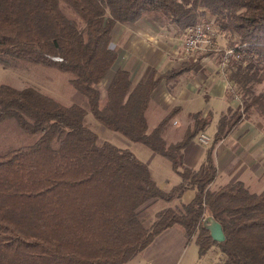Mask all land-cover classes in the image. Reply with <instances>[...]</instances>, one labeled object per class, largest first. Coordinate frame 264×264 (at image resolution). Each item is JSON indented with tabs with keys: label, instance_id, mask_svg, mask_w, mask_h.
Listing matches in <instances>:
<instances>
[{
	"label": "trees",
	"instance_id": "trees-1",
	"mask_svg": "<svg viewBox=\"0 0 264 264\" xmlns=\"http://www.w3.org/2000/svg\"><path fill=\"white\" fill-rule=\"evenodd\" d=\"M150 11L184 31L211 15L232 37L228 79L242 91L240 110L264 119V89L254 91L264 77V0H0V63L70 74L101 125L168 158L182 179L161 188L133 151L100 139L83 105L35 87L1 84L0 123L13 120L39 137L0 154V264H123L176 225L188 240L196 238L202 256L217 245V264H264V189L240 179L210 186L218 174L214 147L237 120L221 117L198 169L185 164L184 149L209 124L201 112L194 130L175 143L165 134L177 108L149 125L159 86L193 70L201 58L163 73L153 67L135 82L112 47L119 24L140 21ZM188 189L196 192L190 202L165 207L152 219L153 203L172 202ZM208 215L222 224L225 240L215 241L204 227Z\"/></svg>",
	"mask_w": 264,
	"mask_h": 264
},
{
	"label": "crops",
	"instance_id": "crops-1",
	"mask_svg": "<svg viewBox=\"0 0 264 264\" xmlns=\"http://www.w3.org/2000/svg\"><path fill=\"white\" fill-rule=\"evenodd\" d=\"M145 19L146 17L144 16L135 23L119 24L114 31L113 45L118 50V59L123 66H126L131 71L135 82L144 80L149 70L153 67L163 73L179 66L182 62H194L184 52V30L176 27L164 29L161 26L162 28L160 27L158 33L153 29L142 27L146 25ZM157 25L159 26V24ZM151 38H157L158 40L153 43L150 40ZM165 56H168V59L164 58ZM217 57V53H210L204 56L199 54L201 59L193 70L184 72L176 79L163 82L159 86L152 101L155 106L154 112L159 118L158 123L161 120V116L165 117L173 108H177L178 112L175 115L172 127H178L183 123H185V128L190 127L189 125L194 123V120L192 124L191 121L189 123V119L193 118L192 113L195 114L202 110V116L205 117L204 105L202 109L194 110V108L198 106L197 102L206 99L205 106L207 111L216 112V118L218 117V120L214 121V131L210 134L214 137L218 130L220 117L225 114L232 115L235 112L232 109H228V100L235 105L234 109H241V95L238 96V93H231L232 96L227 94L229 87L231 88V82L223 74L222 61L216 60ZM169 60H172L173 64L169 66L170 69L164 70ZM240 112L236 125L214 147V160L218 170L217 176L220 177L222 175L221 177L224 181L221 185L235 178L243 180L251 189L256 188L261 191L264 189V121L255 115V112L248 115H245L242 110ZM103 129L105 131V128ZM170 129L165 134L166 141L167 134L171 131ZM207 151L208 147L200 144L197 139L196 141L192 140L184 149L185 164L195 169L199 168L206 159ZM154 159L151 156L149 162L146 163L148 165L152 164ZM162 167L165 170L167 169L163 164ZM150 168L154 177H156L157 171H154L152 167ZM170 173L175 175L173 182ZM159 174L161 181L158 184L161 188L167 190L182 181L181 176L175 170L164 173L159 170ZM168 177L171 178V181ZM210 186L212 188V184ZM195 193V190L188 189L181 198L168 204L172 206L182 202L188 203L195 197ZM169 230L174 231L165 234V231ZM165 231L160 234L162 236L165 235L162 238V247L163 243L171 244L173 241L175 243L179 241L184 245L187 242L185 232L181 226L176 225ZM156 255H159V251ZM159 257L161 258L160 264H163L165 262L164 259L162 256Z\"/></svg>",
	"mask_w": 264,
	"mask_h": 264
},
{
	"label": "rangeland",
	"instance_id": "rangeland-1",
	"mask_svg": "<svg viewBox=\"0 0 264 264\" xmlns=\"http://www.w3.org/2000/svg\"><path fill=\"white\" fill-rule=\"evenodd\" d=\"M68 13L71 17L77 18L76 15L72 11L68 10ZM145 17H146L145 19L146 25L142 26L143 28H150L159 33V29L161 26L164 29H172L173 27L169 18L165 16L164 14H160L159 11H150L148 15H146ZM157 24H159V26ZM197 24H204L214 30L216 46H218L220 49L219 51L216 52L218 54V57L216 58V60L226 61V66H225L226 69L225 71H223V74L225 75V77H228L227 74L229 73L228 70L230 68L231 57L229 56L227 59H225L224 52L226 49L232 48L230 47V45L232 44V41H231L232 37L228 33L221 31L217 27L215 21L213 20V17L209 14H207L206 17L200 18ZM150 40L151 42L156 43V40L158 39L151 38ZM112 47H114L113 44H112ZM180 49L182 52L181 47ZM167 57L165 56L164 58H167ZM169 62L166 64V68L164 70L170 69L169 66L173 63H172V60H169ZM219 71L221 72L220 69ZM71 79H72V76L68 73H63L57 69L44 67L42 65H35V64L25 63V62H17V63H13L10 66H4L2 63H0V85L9 84L17 88H25V87L31 86V87L38 88L39 90L47 94L52 95L53 97H55L56 99L64 103H67V104L78 103V104L83 105L85 108H87V111H88V114L86 117L87 124L92 130H94L99 135L101 140H107L120 147L129 148L144 162H149V160L151 159V156L152 158H155L152 164L150 163L149 165L150 167L153 168L154 171H157V173L155 174L156 177L154 178L156 179V181H158V183L161 181V177L159 176L160 175L159 170H162L163 173L168 172V171L173 172L174 168H173L172 162L168 158L155 153L154 151H152L149 147H147L144 144L135 143L131 141L129 142L125 138L120 136L118 133L108 130L103 125H101L94 118L92 113L88 110L89 108H88L85 97L73 87ZM108 81H109L108 79H105L103 81V84H102L103 89L107 87ZM232 84L233 83H231V88L229 87L227 94L231 95V93L232 94L238 93V96H240L242 94V91L238 87ZM263 89H264V77L261 78L260 82L255 84L254 91L259 92ZM228 97L230 98V96ZM205 100L197 102L198 106L195 107L194 110L200 109V108L202 109L204 105L205 118H206V121H208V123L210 124H208L206 130L203 132L211 134L214 131L213 130V127L215 126L214 121L218 120V117L216 118V115H217L216 112L207 111V108L205 106L206 104ZM228 102H229L228 109L229 110L232 109L235 112L232 115H227V114L225 115L227 116L229 120L235 122L240 116L239 115L240 109L238 110L237 108L234 109L235 105L231 103L232 101L228 100ZM153 104L154 102L151 103L150 109L148 111V121L151 127L156 126L159 121L158 120L159 118L156 116V113L154 112L155 106ZM253 112H255L256 113L255 115L259 116L264 121V119L255 110H252V112L250 113H253ZM202 113L203 111L201 110V114ZM195 114L194 113L191 114L193 115V118H191L192 120L189 119V123L191 121V124H192L193 120L195 122ZM162 117L163 116L160 117L161 120L163 119ZM220 119L218 121V124L220 122ZM189 126L190 127L185 128L186 127L185 123H183L178 127H172V124H170L166 129V133H167L168 130L172 127L170 129L171 131L169 132V134H167V137H166L167 141L169 143H174V142L182 140L189 128H191L192 130H194L195 128L194 123L193 125H189ZM103 128H105V131H103L104 130ZM199 135L200 134L194 136L192 140L196 141L197 139L200 144H202L203 146L209 147L210 144H203L200 142ZM38 137L39 135L37 134L30 133V132L23 130L13 120L1 122L0 123V154L17 149L25 145H32L37 141ZM162 164L165 165V167L167 168L166 170L162 167ZM170 175L172 176V182H173L175 179V175L174 173H170ZM221 176L222 175H220V177L217 176L216 180H214V182L212 183V189H218L219 187L222 186L221 183L224 180ZM169 179L171 181V178ZM234 179L235 178H232L228 182H231ZM253 190L259 191L256 188ZM168 203L170 202H166L163 200L156 201L155 203H153L151 205L152 219H155L156 213L158 211L164 209L165 207L170 206V204ZM173 231L174 230L172 231L169 230V231H165L166 233L165 232L164 233L169 234ZM164 236L159 235L154 240V242L151 244L150 247L148 246L145 250L139 252L136 256H134L130 261L123 263V264H160L161 258L159 256H162V258L164 259L165 262H163V264H217V262L221 258V252L217 245L213 246L205 255L203 256L200 255L199 247H198V244L196 243V238L193 237L188 240L186 234L185 236H186L187 242L184 245H182L179 241L178 242L176 241V243L173 241L171 244L163 243V247H162L161 246L162 240H163L162 238ZM158 247H161V248H158ZM158 251H159V255H156Z\"/></svg>",
	"mask_w": 264,
	"mask_h": 264
},
{
	"label": "built area",
	"instance_id": "built-area-1",
	"mask_svg": "<svg viewBox=\"0 0 264 264\" xmlns=\"http://www.w3.org/2000/svg\"><path fill=\"white\" fill-rule=\"evenodd\" d=\"M183 48L184 52L188 54L194 61L199 59V54L204 56L209 55L210 53H216L220 50L219 47L216 46L214 30L204 24H195L185 31ZM232 54V48L226 49L224 52L225 59H227ZM56 59L61 60L59 57ZM225 66L226 61H222L223 71L226 69ZM199 140L203 144L211 145L213 142V137L206 132H201L199 135Z\"/></svg>",
	"mask_w": 264,
	"mask_h": 264
},
{
	"label": "water",
	"instance_id": "water-1",
	"mask_svg": "<svg viewBox=\"0 0 264 264\" xmlns=\"http://www.w3.org/2000/svg\"><path fill=\"white\" fill-rule=\"evenodd\" d=\"M203 225L211 233L212 238L215 241L221 242L225 240V233L222 224L212 215L205 217Z\"/></svg>",
	"mask_w": 264,
	"mask_h": 264
}]
</instances>
